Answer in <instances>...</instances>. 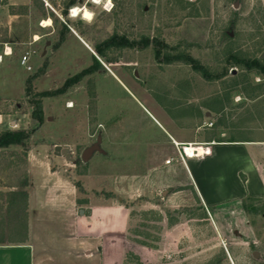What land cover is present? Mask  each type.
Wrapping results in <instances>:
<instances>
[{
  "label": "rangeland",
  "instance_id": "374dc122",
  "mask_svg": "<svg viewBox=\"0 0 264 264\" xmlns=\"http://www.w3.org/2000/svg\"><path fill=\"white\" fill-rule=\"evenodd\" d=\"M115 7L97 37L116 29L130 39L164 40L211 72H220L228 52L264 63V0H84L67 15L59 0L18 6L19 23L2 38L42 37L0 63L2 130L32 132L24 146L0 149V220L17 208L24 224L4 225L1 241L26 242L32 264H264V216L243 209L264 197L223 198L207 208L197 195L199 175L206 192L227 196L233 172L247 160L227 151L217 161L190 162L187 144L173 141L210 147L204 141L212 138L263 140L264 75L232 65L223 78L209 79L188 63L158 61L153 44L117 49L107 62L80 35L78 21L92 24ZM22 51L31 70L20 64ZM41 69L33 89L59 92L43 97L38 124L26 88ZM99 138L103 153L84 161ZM57 145L75 162L56 155ZM248 145L261 161L264 147ZM23 263L10 249L0 255V264Z\"/></svg>",
  "mask_w": 264,
  "mask_h": 264
},
{
  "label": "trees",
  "instance_id": "16d2710c",
  "mask_svg": "<svg viewBox=\"0 0 264 264\" xmlns=\"http://www.w3.org/2000/svg\"><path fill=\"white\" fill-rule=\"evenodd\" d=\"M61 3L66 5L65 14H68L69 9L77 7L79 4H82L84 0H59ZM118 1V0H115ZM118 7V5H117ZM115 7L113 11H103L101 15L98 16V18L93 19V23H85L81 20L78 21L80 24V27L78 26V30L80 32V35L85 39V41L94 49L96 55L102 59H104L107 62H113V58L109 55L112 53V51H115L117 49L130 47V48H144L148 46L149 44H153L155 47V53L158 61L165 63V64H173L175 62H185L190 64L193 69L197 72H201L206 78L209 79H221L229 72V67L232 65H242L245 69L249 71H256L258 74L264 75V63L260 61V59H250L242 56V54L239 53H227L225 55V60L223 61V67L220 68V72H211L208 68H205L202 64H200L198 61L194 60L192 56L188 53H179V45L172 46L169 43L165 42L164 40L159 39H150L147 36L138 38H132L130 39L125 34H120L118 31L114 30V33L112 34H105V36L97 37V35H100V30L107 31L109 23H111L110 18H114L113 16L118 14V9ZM110 20V21H109ZM108 21V22H107ZM101 26V27H99ZM99 27V28H98ZM68 30V28H66ZM96 34V38L94 36H91L92 34ZM64 39V36H61L60 42L61 43ZM264 58V55H263ZM94 61L96 64L99 65V68H102V65L100 64L99 60L94 56ZM94 70V66H91L82 72L78 73L77 75L71 77L67 80L65 83L63 89H68L71 85H74L75 83L79 82L81 78L91 73ZM43 71L41 69L38 73L34 74L27 80V88H26V95L29 98V102L32 106V118L38 123L42 124L44 119V108H43V97L52 96L59 91H45V92H37L33 89V80L36 79L40 73ZM31 131L25 130V129H15V130H0V149H6L13 145L18 146H24L25 140L29 138L31 135ZM217 141H226V140H217ZM228 141V140H227ZM8 193V192H6ZM17 194V193H15ZM14 192L8 193V195H11L10 197H13ZM20 198V197H19ZM252 198V197H249ZM253 200H258L256 198H252ZM263 202L262 200H258L257 205L249 204L244 202L243 203V209L245 212L255 215H261L264 216V202L260 206V203ZM23 222V219H22ZM0 232L3 227L2 219L0 220ZM24 230V224L23 229ZM6 244L1 241L0 239V245Z\"/></svg>",
  "mask_w": 264,
  "mask_h": 264
},
{
  "label": "crops",
  "instance_id": "0c3cea01",
  "mask_svg": "<svg viewBox=\"0 0 264 264\" xmlns=\"http://www.w3.org/2000/svg\"><path fill=\"white\" fill-rule=\"evenodd\" d=\"M29 1L30 0H5L4 3L0 2V4L2 5L1 15H0V58H1L0 63L2 62L1 66L3 65L5 61H9L10 58L14 56L15 51H17L19 48L18 46L27 47V45H33L35 42L39 41L40 38L42 37V35H34L33 39H30L31 37L29 38L30 39L29 43L26 40H18L16 38L9 39V40L2 38L3 34L10 33L13 29L17 27L19 23V19L21 15L16 11V8L18 6L29 3ZM24 53L25 52L22 51L21 55L23 56ZM7 63L9 64V62ZM222 135H225V133H222ZM217 140L218 139L216 138H212L207 141H204V142H209L208 144L210 145V147H202L203 152H201V155L198 151L197 152L195 151V157L196 156H201V157L199 158L188 157L190 162H193L195 159H201V158H212L217 161V158L220 156V154H224L227 151H231L245 158V160H247V163L243 169H242V166H239L233 172L231 178H233L234 181L230 182V192L227 194V196L222 195L220 192L218 193L217 192H214V193L206 192L201 185L202 181L200 180L201 178L198 175V179H196V181L199 184L200 186L199 188L201 189V191L197 195L199 199L203 202V204L207 208H209V204H218V203L220 204L221 202L220 200H222L223 198L224 199L229 198L233 200V199H240V198L244 199L246 197H252V198L264 197V176L261 174L262 173L261 168L264 167V157H262L261 161L256 160L251 156V154L248 152V149H247V146H249L248 144H251V143L264 147V139L260 141H254V140H249V139H246V140L228 139V141L227 140L217 141ZM173 141L176 144H187V145H189L188 143L190 142H198L194 140H181V141L178 140L177 141L175 139H173ZM187 145H184L185 146L184 151H186ZM205 150L206 151L208 150V151L205 152ZM246 166H250V167L245 169ZM238 175L244 176L245 178V190H244V186L241 184V180L239 179ZM214 181L215 180H213L211 183H214ZM229 181H226V182L228 183ZM235 185L240 188L239 189L236 188ZM16 189H17L16 187H13L9 191L16 192L18 191ZM15 210H16L15 213H11V215L8 214L6 215L4 219H2V224L3 226L9 225L12 228L14 227V229L21 226L20 228L23 229L22 212L18 213L17 208ZM7 249L14 251L16 255L19 257V259L21 258V260L25 262L23 264H32L31 248L26 242L1 244L0 245V255L3 250H7ZM25 259L27 261H25Z\"/></svg>",
  "mask_w": 264,
  "mask_h": 264
},
{
  "label": "water",
  "instance_id": "95a60500",
  "mask_svg": "<svg viewBox=\"0 0 264 264\" xmlns=\"http://www.w3.org/2000/svg\"><path fill=\"white\" fill-rule=\"evenodd\" d=\"M48 45H50V41L46 42V46H48ZM45 53H46V48L44 49L43 54H45ZM100 142H101V139L99 138L98 142L96 144H94L93 146H91V147H89V148H87L85 150V152H84V154L82 156L84 161L88 160V158L91 156V154L93 152L97 151V152H102L103 153V151L101 150V147H100ZM55 154L58 155V156L63 155V156H65V158L67 160H71V161L75 162V160L71 158L72 157L71 156V152H70V149L68 147H62V146H58L57 145L56 148H55Z\"/></svg>",
  "mask_w": 264,
  "mask_h": 264
},
{
  "label": "bare ground",
  "instance_id": "6f19581e",
  "mask_svg": "<svg viewBox=\"0 0 264 264\" xmlns=\"http://www.w3.org/2000/svg\"><path fill=\"white\" fill-rule=\"evenodd\" d=\"M74 11L77 13L78 9H75ZM82 12H83L84 18H86V19L91 18V16H92L91 11H89L88 9L85 8V9H82ZM186 147H187L186 151H184V152L187 155V157H195V151L196 152L198 151L200 153V155H201V152H203L202 147H200L199 145H195V146L194 145H187ZM207 151L205 150V152H207Z\"/></svg>",
  "mask_w": 264,
  "mask_h": 264
},
{
  "label": "built area",
  "instance_id": "2783aa9c",
  "mask_svg": "<svg viewBox=\"0 0 264 264\" xmlns=\"http://www.w3.org/2000/svg\"><path fill=\"white\" fill-rule=\"evenodd\" d=\"M1 9H2V5L0 4V15H1ZM29 53H26L24 54L22 57H21V60H20V64L26 68L27 70H31L32 67L31 65H29ZM0 61H1V58H0ZM2 124H3V117H2V114L0 113V130H2ZM14 122L11 123V125H13ZM210 125H212V123H210ZM171 160H167V163H170Z\"/></svg>",
  "mask_w": 264,
  "mask_h": 264
}]
</instances>
